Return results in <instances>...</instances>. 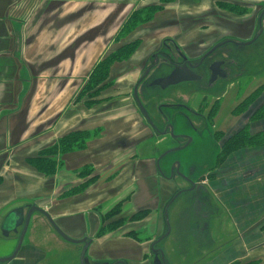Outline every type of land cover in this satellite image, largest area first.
Wrapping results in <instances>:
<instances>
[{"label": "crops", "instance_id": "0c3cea01", "mask_svg": "<svg viewBox=\"0 0 264 264\" xmlns=\"http://www.w3.org/2000/svg\"><path fill=\"white\" fill-rule=\"evenodd\" d=\"M235 1L251 5L250 27L213 14L246 42L256 14L264 19V0ZM153 4L0 0V264H154L153 249L162 264H264V117L232 113L243 98L230 102L225 91L208 93L214 113L179 106H191L199 89L141 91L148 75L137 54L160 13L116 37L134 11ZM161 13L173 15L174 5ZM135 40L129 57L112 64L99 102L78 98L96 63ZM242 127L253 138L224 152ZM79 130L90 134L83 147L52 150ZM168 131L178 147L163 142ZM38 157L52 174L36 168L46 164ZM13 209L30 210L29 220L5 237Z\"/></svg>", "mask_w": 264, "mask_h": 264}, {"label": "rangeland", "instance_id": "374dc122", "mask_svg": "<svg viewBox=\"0 0 264 264\" xmlns=\"http://www.w3.org/2000/svg\"><path fill=\"white\" fill-rule=\"evenodd\" d=\"M170 1L171 2L164 4L163 7H160V10L158 11L160 17L157 20H153V22L143 30L145 34L149 35L144 36L146 39V45L143 46L144 50L142 47L137 55L138 57L142 55V59L144 60L143 74L148 76L146 77L147 79L144 84L141 86V91H152L157 88L160 89L159 85L154 83L151 85L149 83L153 77L161 78L167 76V74H171L172 71L180 70L183 71L182 77L180 76L179 78L180 83L166 86L162 90H165L166 93H178L182 88L190 87L195 90H202L206 95H203L202 91H198L196 95L198 99L192 101L193 103L191 106L190 104L179 106L198 111L210 108L212 113H214L218 107V102L212 100L211 97L208 96V93L210 92L220 93L225 91L227 95H230L228 101L230 100V102H233L235 98L246 97L249 92L257 89L261 85L263 87V89L261 87V92L264 91V19H262L259 13L256 14L254 31V37L256 38L255 40L253 39L252 41L245 42L235 37L237 36L236 34H238V30L234 29L232 26L229 27V23L224 29L220 26L221 23H219L213 14L216 12L229 19L243 17V21L239 23H243V26L250 27V24L245 23L244 21H246L247 17L252 14L251 5L237 3L235 0ZM173 5L175 7V13L173 15H162L161 12L165 8H172ZM188 7L190 9H187ZM155 28L157 29L154 33ZM184 28L187 32L188 30L190 32L191 30L194 31V29H197L198 34L183 35ZM204 28H206L207 32L200 33L199 29ZM171 34H176V37L173 38L170 36ZM177 34H179V36H177ZM216 39L220 40L217 43L221 45L216 48L213 54L201 57V51L199 50L211 45L212 41ZM181 40L184 43L187 42L183 47L189 56V59H187L186 62L182 61V63L181 58L175 49L180 46ZM148 46L149 49L147 50L146 47ZM221 59H226L228 62L223 68L227 74H230V78L228 76L227 79H220L214 84H209L207 82L209 75L208 63L211 60L214 61ZM148 68L151 69L149 70ZM232 78H234L233 81L235 82H233L234 86L231 88L229 86L231 85ZM147 83L150 84L149 87H147ZM188 83H192V85L187 86ZM204 86H206L205 89ZM133 90H135L134 87ZM228 107L230 108L231 106L227 105V108ZM219 123L220 122L218 121L217 125ZM165 130L166 129H164V131ZM189 130L192 131L190 128H187L186 131L189 132ZM179 140L181 139L177 134L169 132L168 135L165 136L163 142L166 145L167 143H174L176 144L175 147H178V145H180L179 143H182V141L180 142ZM184 140L187 142V139ZM163 194L164 193H162L161 196Z\"/></svg>", "mask_w": 264, "mask_h": 264}, {"label": "trees", "instance_id": "16d2710c", "mask_svg": "<svg viewBox=\"0 0 264 264\" xmlns=\"http://www.w3.org/2000/svg\"><path fill=\"white\" fill-rule=\"evenodd\" d=\"M168 2L171 1L158 0V4L147 5L134 11L122 27L121 34L116 37V40L118 41L123 38L138 24L146 23L152 20L154 15L160 10V7H163V5L167 4ZM138 44V40L126 42L111 53L104 56L98 63H96L94 68L89 73L86 82L79 91L78 98L87 95L90 98V100L87 102L88 105H92L94 103L99 102L98 99H95L98 96L99 92L112 84L111 80L109 79L110 68L112 64L114 62L128 58ZM261 87L262 85L259 86L257 89L252 90L246 97L240 100L232 109V113L246 114L247 112L251 111L249 112L252 113L251 117H264V91L261 92ZM253 106L255 107L254 110L252 109ZM89 135L90 134L85 130L70 132L67 135L63 136L59 140V144L54 145L52 150H55V148L57 147L62 151H67L74 148H81L84 146L85 141L89 137ZM251 138L253 137H249L247 128L244 127L238 133L231 135L227 139V141L224 143V152H228L232 149H235L238 145H244ZM41 159L43 160L41 161ZM36 162H46V164H37L36 168L40 172L44 174H52L54 172V165L49 161V159L38 157L36 159ZM117 209L116 213H118ZM233 264H249V262H237Z\"/></svg>", "mask_w": 264, "mask_h": 264}, {"label": "flooded vegetation", "instance_id": "af4514ba", "mask_svg": "<svg viewBox=\"0 0 264 264\" xmlns=\"http://www.w3.org/2000/svg\"><path fill=\"white\" fill-rule=\"evenodd\" d=\"M255 18V17H254ZM256 19V18H255ZM255 22V21H254ZM255 31V30H254ZM254 31L252 30V34L250 35V36H248V40H246V42H249V41H252L253 39L255 40V38L256 37H254ZM173 40V39H172ZM228 40V39H227ZM218 41H220L219 39H216V40H214V41H212V43H211V45H208L206 48H202L201 50H199V51H201L200 52V56L201 57H203V56H206V55H211V54H213L214 53V51L216 50V48L217 47H215L214 48V46H216L218 43ZM179 47V48H178ZM178 47H176L175 49H176V51H177V53L179 54V56H180V58H181V63H182V61H187V59H189V56H188V54L185 52V49H184V47L183 46H178ZM219 47V46H218ZM237 52V51H236ZM238 53V52H237ZM215 62H219L220 64L217 66V68L214 70L213 69V71H212V69H211V65L213 64V63H215ZM228 62L226 61V59H221V60H211L208 64V70H209V75H208V78H207V82L209 83V84H214V83H216L218 80H220V79H227L228 78V76H229V78H230V74H227L226 72H225V70H224V65L225 64H227ZM178 70V69H177ZM172 72H174V74L176 75V79H175V81H174V83L175 84H177V83H179L180 81H179V78H180V76L182 77V72L183 71H172ZM213 72H217V73H215V79L213 80V81H211L210 82V79H211V76H212V73ZM220 73V74H219ZM167 76H168V74H167ZM166 76H164V77H161V78H156V77H153L152 79H151V81L149 82L150 84L152 83H154V84H156V85H159V87H161V88H164V87H166V86H168V85H171L172 83H170V84H167V85H162V83H161V81H162V79L163 78H165ZM156 78V79H155ZM235 78V77H234ZM234 78H232V82H231V85L229 86V87H233L234 86V83L233 82H235V81H233L234 80ZM153 80V81H152ZM179 81V82H178ZM226 82H227V80H226ZM225 82V83H226ZM148 83V84H149ZM174 83L172 84V85H174ZM147 84V85H148ZM206 88V86H204V89ZM200 91H202V90H200ZM203 92V94H206L204 91H202ZM250 93V92H249ZM248 93V94H249ZM263 97H264V95H263ZM236 106V105H235ZM234 106V107H235ZM255 107L253 106L252 107V109H254ZM188 122H189V120H188ZM189 125H190V127H192V124L189 122Z\"/></svg>", "mask_w": 264, "mask_h": 264}, {"label": "water", "instance_id": "95a60500", "mask_svg": "<svg viewBox=\"0 0 264 264\" xmlns=\"http://www.w3.org/2000/svg\"><path fill=\"white\" fill-rule=\"evenodd\" d=\"M220 45L221 44H217L215 47H218ZM219 64H220L219 62L213 63L211 65L212 71H213V69L215 70ZM215 73H217V72H213L212 73L210 82L215 79ZM175 79H176V75L174 74V72H172L171 74H169L168 76L163 78L161 83H162V85H167V84H170V83L174 82ZM29 215H30V210L28 211L26 217H24L23 214L18 212L16 209L15 210L13 209L12 211H10L3 219L2 234L6 237L10 232H16L18 227L21 226V225H24L23 228H26L28 220H29ZM20 242H21V238L18 241L16 249H17L18 245L20 244ZM153 251L155 252L154 253V258H153V263L154 264H162V260L157 255V251L155 249H153Z\"/></svg>", "mask_w": 264, "mask_h": 264}, {"label": "bare ground", "instance_id": "6f19581e", "mask_svg": "<svg viewBox=\"0 0 264 264\" xmlns=\"http://www.w3.org/2000/svg\"><path fill=\"white\" fill-rule=\"evenodd\" d=\"M173 83H174V82H173ZM173 83H172V84H173Z\"/></svg>", "mask_w": 264, "mask_h": 264}]
</instances>
